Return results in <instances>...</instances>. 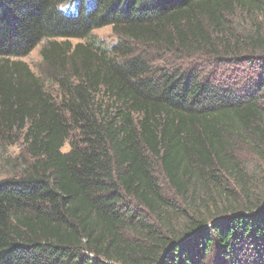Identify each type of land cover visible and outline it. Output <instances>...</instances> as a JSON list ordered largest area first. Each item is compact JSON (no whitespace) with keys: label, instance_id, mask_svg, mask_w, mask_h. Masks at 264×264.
<instances>
[{"label":"trees","instance_id":"16d2710c","mask_svg":"<svg viewBox=\"0 0 264 264\" xmlns=\"http://www.w3.org/2000/svg\"><path fill=\"white\" fill-rule=\"evenodd\" d=\"M66 2L0 0V264H264V0Z\"/></svg>","mask_w":264,"mask_h":264},{"label":"rangeland","instance_id":"374dc122","mask_svg":"<svg viewBox=\"0 0 264 264\" xmlns=\"http://www.w3.org/2000/svg\"><path fill=\"white\" fill-rule=\"evenodd\" d=\"M95 38H97L98 42L104 44L106 46L114 45L117 42V37L113 34L111 27H107L105 29L96 30L93 32ZM96 40V39H95ZM79 42L84 43L85 41H71L72 44H78ZM58 43H63L62 41H58ZM47 46V43L44 41L41 43L31 55L27 58L20 59L22 62L26 63L32 72H35L37 75L41 76V70L43 69V58L41 51L43 48ZM136 51L139 53H146V51H151L154 53L153 50H146L143 49L139 45L133 46ZM155 56V54L153 55ZM47 90L51 92H57V87L55 86H46ZM65 151H69V147L65 148ZM242 163L246 166L247 170L250 172V175L257 177L255 183V191L253 194L256 198H263L264 197V164L262 163L261 159L258 157L253 156L252 154L244 151L240 158ZM29 157L25 152V147L23 146V142L20 141L16 145L9 146L8 143L0 142V179L12 176L15 172L13 170L14 166L17 170H21L24 166V162H29ZM163 182V186L165 189V193L168 195L172 194L168 182L161 179ZM245 200V199H244ZM241 202V200L239 201Z\"/></svg>","mask_w":264,"mask_h":264},{"label":"clouds","instance_id":"9594fccd","mask_svg":"<svg viewBox=\"0 0 264 264\" xmlns=\"http://www.w3.org/2000/svg\"><path fill=\"white\" fill-rule=\"evenodd\" d=\"M78 0H67V2L61 8L64 15L76 14L78 9L76 7Z\"/></svg>","mask_w":264,"mask_h":264}]
</instances>
